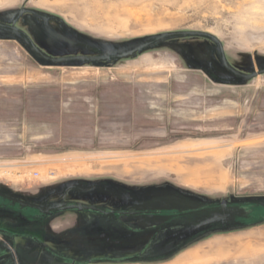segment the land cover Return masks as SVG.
<instances>
[{
    "label": "rangeland",
    "instance_id": "374dc122",
    "mask_svg": "<svg viewBox=\"0 0 264 264\" xmlns=\"http://www.w3.org/2000/svg\"><path fill=\"white\" fill-rule=\"evenodd\" d=\"M0 23L54 58L205 32L237 71L264 69V0H0ZM0 195L159 212L56 213L36 223L43 251L0 236V264H264V75L236 77L207 38L53 65L0 29ZM10 207L0 199V228L28 234L30 211ZM77 224H103L101 239Z\"/></svg>",
    "mask_w": 264,
    "mask_h": 264
},
{
    "label": "water",
    "instance_id": "95a60500",
    "mask_svg": "<svg viewBox=\"0 0 264 264\" xmlns=\"http://www.w3.org/2000/svg\"><path fill=\"white\" fill-rule=\"evenodd\" d=\"M0 29H6L9 30L15 34H19L23 36L29 43V46L31 50L39 57L41 58L44 62L49 63V64H62V63H68V62H103V61H111V60H123L126 58H129L135 54H138L148 48H150L153 44L163 42L166 39H171V38H207L212 40L213 42L217 43L220 48V53H221V61L222 65L224 68H226L228 71H230L232 74H234L236 77L242 79L243 81H249L254 78H256L259 75H264V69L251 74V75H246L243 74L239 71H237L235 68H233L229 62L227 61V58L223 52V47L215 38L213 35L205 33V32H176V33H168V34H163L154 37L153 39L149 41H145L142 43H139L131 48H129L126 52L119 54L117 56H71V57H64V58H54L46 55L39 47L31 41V39L21 30L18 28H15L10 25H6L3 23H0ZM13 204H19L22 208L25 209H36L38 210L42 215L44 216H51L56 213H64V212H72V211H77L80 213H96L100 214L105 217H123V216H129V217H139V216H152V215H158L159 212H150V211H142V212H124V211H115V210H105L102 208H99L97 206L93 205H86L82 203H77V204H70V203H62L59 204L55 207H51L47 210H41L39 207L32 206L30 204H26L23 202H17L16 200H11ZM222 207H225V205L222 204Z\"/></svg>",
    "mask_w": 264,
    "mask_h": 264
},
{
    "label": "flooded vegetation",
    "instance_id": "af4514ba",
    "mask_svg": "<svg viewBox=\"0 0 264 264\" xmlns=\"http://www.w3.org/2000/svg\"><path fill=\"white\" fill-rule=\"evenodd\" d=\"M0 199L4 200V201H8L12 207H10L11 209L13 210H17L15 207H19V208H22L18 203L17 204H13L11 202V200L13 199H9V198H6L5 196H2L0 195ZM18 202V201H17ZM7 204V203H5ZM27 204V203H26ZM4 205V204H3ZM32 206H35V205H32ZM95 206V205H93ZM35 207H39V206H35ZM40 208V207H39ZM100 208V207H99ZM24 210H28L30 211V213H26L24 216L28 218L27 220V223L28 224H36L40 221V219H44L45 217L47 216H44L42 215L38 210L36 209H25V208H22ZM41 209V208H40ZM43 210V209H41ZM18 211V210H17ZM20 211V210H19ZM125 212V211H124ZM129 212V211H128ZM105 217V216H104ZM123 217H129V216H123ZM36 219H39V220H36ZM0 236H4L6 238H8V242L10 243H7L8 244V247H9V251H15L16 254L20 249V247H22V245L24 244H20L18 242V240H21L22 243H25V247H26V240L27 242L28 241H31V242H34L36 243L37 245L35 246V250L39 249L40 251H43L46 249L45 247V244L43 241H36L33 237L27 235V234H19V233H15L14 231L12 230H8V229H4V228H0ZM18 250V251H17ZM8 251V252H9ZM5 253V252H4ZM7 253V252H6Z\"/></svg>",
    "mask_w": 264,
    "mask_h": 264
},
{
    "label": "crops",
    "instance_id": "0c3cea01",
    "mask_svg": "<svg viewBox=\"0 0 264 264\" xmlns=\"http://www.w3.org/2000/svg\"><path fill=\"white\" fill-rule=\"evenodd\" d=\"M83 203V202H82ZM79 214L80 215H82L83 213H80L79 212ZM83 215H85V214H83ZM101 225H103V224H77V225H75V229H76V232H78V231H82L83 233L81 234V237H80V239H82L83 240V238L85 239V238H88V239H91L92 241H98L99 239H101V235H102V233L103 232H101L100 231V228H101ZM106 225V224H105ZM108 226H109V228L107 227V229H110V228H112V229H115V224H108ZM32 232L30 231L27 235H29V236H31V237H33L36 241H42L41 239H42V237H43V235H45L46 234V231H47V229H45L46 228V226H44L43 228L42 227H40L39 226V224H34V225H32ZM109 231H111V230H109ZM85 233H87V235L85 234ZM245 233V232H244ZM248 232H246L245 234H247ZM112 234H114V238H116V235L117 234H115L114 233V231L112 232ZM242 234V233H241ZM86 235V236H85ZM221 236H229V235H221ZM62 237V236H61ZM60 237V238H61ZM216 237V236H215ZM78 238V237H77ZM263 239V240H262ZM262 239H260L259 241H262V242H264V236H263V238ZM20 241V240H19ZM20 244H22V241H20L19 242ZM75 243L78 245V244H81L82 242L80 241V240H76L75 241ZM264 250V249H263ZM254 256H256V257H260L261 256V258H264V255H263V252H262V250H259V251H255L254 252ZM183 258H185V257H180L179 259H177V260H175L174 262H172L171 264H174V263H176V262H179L180 260H184Z\"/></svg>",
    "mask_w": 264,
    "mask_h": 264
}]
</instances>
